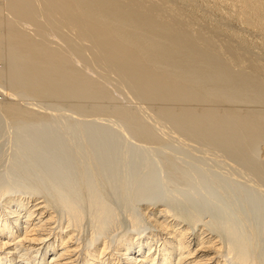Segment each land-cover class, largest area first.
<instances>
[{
	"label": "bare ground",
	"instance_id": "obj_1",
	"mask_svg": "<svg viewBox=\"0 0 264 264\" xmlns=\"http://www.w3.org/2000/svg\"><path fill=\"white\" fill-rule=\"evenodd\" d=\"M0 0V264H264V0Z\"/></svg>",
	"mask_w": 264,
	"mask_h": 264
},
{
	"label": "rangeland",
	"instance_id": "obj_2",
	"mask_svg": "<svg viewBox=\"0 0 264 264\" xmlns=\"http://www.w3.org/2000/svg\"><path fill=\"white\" fill-rule=\"evenodd\" d=\"M198 2L197 3H199V5H201L200 3H201V0H197ZM2 99V96L0 95V100Z\"/></svg>",
	"mask_w": 264,
	"mask_h": 264
}]
</instances>
